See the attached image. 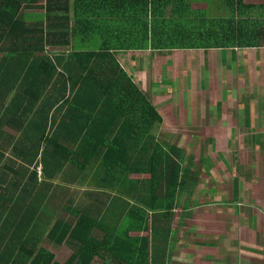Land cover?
<instances>
[{"label": "trees", "instance_id": "obj_1", "mask_svg": "<svg viewBox=\"0 0 264 264\" xmlns=\"http://www.w3.org/2000/svg\"><path fill=\"white\" fill-rule=\"evenodd\" d=\"M209 5L221 13L210 16L188 0H0V44L9 39L14 51L25 54L18 58L16 86L21 83L18 90L27 97L25 111L41 99L37 114L45 121L39 130L44 154L51 157L47 163L63 170L64 179L73 171L85 180L95 158L106 177L102 183L111 189L130 182L150 188L145 207L129 209L115 226L85 211H77L73 223L57 222L48 239L74 248L64 264H166L167 239L162 250L151 238L158 229L169 237L180 198L196 182H190V165L180 163L179 144L155 142L153 130L163 118L117 55L264 47V0ZM40 9L41 14L26 13ZM47 46L71 50L53 59L40 54ZM49 122L53 132L44 135ZM138 146L144 156L136 160L132 150ZM141 230L146 234H134ZM29 240L18 257L0 256V264H60L54 253L37 250ZM29 243L35 248L28 249Z\"/></svg>", "mask_w": 264, "mask_h": 264}, {"label": "rangeland", "instance_id": "obj_2", "mask_svg": "<svg viewBox=\"0 0 264 264\" xmlns=\"http://www.w3.org/2000/svg\"><path fill=\"white\" fill-rule=\"evenodd\" d=\"M215 9L216 14H219L218 8ZM215 9L213 8V14ZM166 51L168 52L151 53L155 63L152 67H148L149 71L145 68V72L148 73L144 75L140 84L144 92L155 98L157 108L164 117L163 122L154 128V135L159 142L177 143L182 147L180 163L183 166L190 165L192 172L190 182H196L191 190L181 197L194 206L193 209L185 210L187 221L180 228L183 234H179L182 239L190 238L189 247L193 258L191 264H264L263 60L247 66V69H243L242 67L245 66L241 67L238 63V70L235 66V70L232 71L230 61L236 64L238 52L236 49L229 50L228 53L215 49L208 52ZM254 51L256 50L243 49L241 52H246L248 57H252ZM205 52L207 53L204 54ZM259 52L260 56L264 54V48ZM145 54L147 53H144L146 57ZM188 54L190 59L201 56L202 60L212 56L213 59L212 62L185 64L184 57ZM243 54L240 56L242 57ZM127 57L131 59L134 54ZM222 57L226 59L222 60ZM200 63L207 65L210 72L208 75L207 70L200 67ZM221 71L224 72V78L221 76ZM214 83L218 84L216 86L219 97L213 98V105L217 103V98L221 100L220 90L223 84L226 88H232L230 95H234L236 100L237 96L241 95L240 98L245 100V103H249V107L252 103L255 112L252 128L229 127V120L220 123L208 115L207 109L202 114V121L196 113L187 115L180 110L179 117L172 113V102H178L176 100L178 96L182 99V94L186 95L185 101L188 100L195 109L201 103L208 104L200 97L202 93L209 92ZM170 94H172L171 98L168 97ZM224 111L227 112L225 106H223ZM204 118L209 122L204 123ZM220 201L223 203L221 210L216 209L219 205L215 206ZM182 204L183 202L180 201L179 206ZM180 211L181 208H177L175 215L179 216ZM157 231L158 243L165 242L162 229ZM215 237L218 238L216 241ZM211 238L214 241H210ZM210 242L213 243L208 244L210 245L208 250L196 245ZM57 250L63 261L73 251L68 244ZM180 250L183 258L188 253V251L183 252L187 250V246L183 247L179 242L178 251ZM203 254L206 256L203 257ZM175 256L176 261L171 264H178L179 253L175 252Z\"/></svg>", "mask_w": 264, "mask_h": 264}, {"label": "crops", "instance_id": "obj_3", "mask_svg": "<svg viewBox=\"0 0 264 264\" xmlns=\"http://www.w3.org/2000/svg\"><path fill=\"white\" fill-rule=\"evenodd\" d=\"M188 1L191 2L193 8L208 10L210 16H216L221 13L219 11V14H216L217 10L215 8H218L217 6L214 7L215 13H212L214 10L208 5L211 0ZM43 12L44 11L41 9L26 10V13L28 14H41ZM13 44V41H9V39L4 40L0 44V256L7 259L18 257L21 248L25 245L26 241L30 239L29 242L37 244V250L42 247L48 249L54 253L55 260L58 263L64 264L72 253L63 261L58 255L57 249L64 244H67L56 242L47 237L48 231H50L57 222L63 221L66 223H73L75 220V213L77 211H85L91 216H95L99 220L104 221V223L109 226H115L119 221L126 218L129 209L135 206L140 208L145 207V205L143 206L141 203L145 197H150V188L145 187L142 183L134 185L130 182L129 187L127 183L123 185L121 189H111V186L102 183L103 178L105 179L106 177L102 176L101 171L98 170L99 167H97V163H95L98 161H96L95 158L90 159L92 162L89 163L90 170L88 171L85 180H78L75 173L72 175V168H68L72 171V174L66 175V177H70V179H64L62 177L63 170H56L55 166H51L47 163L48 159H51V157L44 154V147L46 146L45 138H43V133L39 130V128L42 127L41 123L45 121H40L41 117L38 118L39 113L37 114L41 99H39L38 105H36L31 111L24 110L29 103L25 99L27 98L25 93L22 94V91L18 90V87L22 84L20 83L16 86V71H18L22 65V62H20L18 58H22L25 54L23 52L17 53L14 51ZM10 48L12 50H9ZM262 48L264 47L245 48V50H256L252 57H248L246 52H241L243 49L229 48L215 50L221 52L227 51L226 53L233 49L238 51L237 62H235L236 64L230 61L232 71H234L235 66L238 70V63L241 67L245 66L242 67L243 69H247V66L249 65H255L260 60H263L262 62L264 63V54L262 53L261 56L259 55V51ZM69 50H71V48H69ZM69 50L62 46H47L46 51L40 54H47L55 59L62 55L66 57ZM211 50L212 49H198L194 51L208 52ZM155 52L159 51H126L120 52L117 55L121 65L132 76L133 81L143 92L144 88L142 87V84H140V81H142L144 75L148 73H146L145 70L149 66L152 67L155 63V60L151 58ZM162 52L167 53L168 51L164 50ZM144 53H147L148 56L145 54V57ZM149 53L153 54L150 55ZM133 54V58L130 59V57H127L128 55L130 56ZM240 54H243V56L241 57ZM201 57L190 59L188 54V56L184 57V63H206L207 61L212 62L213 59V56L206 57L204 60H202ZM169 59L167 60L169 61ZM224 59L226 58H223L222 60ZM227 59H229V56ZM190 60L192 61L189 62ZM250 61L251 63H249ZM201 63L200 67L205 68L207 70L206 74L208 75V73H210L208 72L209 68L206 67L207 65L205 66ZM226 69H228V66ZM149 70L150 69L148 68V71ZM221 76L222 78L225 77L223 71H221ZM210 85H212V83H210ZM216 85L218 84H213V87L210 89L211 92L209 91L201 94L202 96L200 98H203L208 104L204 105V103H201L198 108L195 109L193 105L189 104L188 100L185 101L184 97L186 95L182 94V99L180 98L181 96H178L180 98H176L178 102H172V113L175 116L178 115V117L180 116V110L187 115H190V113H196L199 114V120L202 121V114L207 109L208 115L211 118L214 117V119L218 120L220 123L229 120V127L252 128L255 115L252 103L249 107V103H245V100L243 101V99L240 98L241 95L239 97L237 96L236 100L234 95H230L232 88H226L223 84L220 90L221 100L217 98V103L213 105V98L219 97L217 94L219 90ZM37 92L38 91L34 93ZM144 93L157 107L155 98L150 97L147 92ZM46 97L47 91L43 93L42 101H44V98ZM168 97L171 98L172 94ZM188 97L189 95H187V98ZM203 99L201 101H203ZM223 106L227 109L226 113L225 111L223 112ZM175 112H178V114H175ZM161 116L164 120L162 114ZM203 121L204 123L209 122L205 120V118ZM196 123H198V121H196ZM48 125L49 127L51 126L50 122ZM158 125L159 124H156L155 127ZM49 129L50 132H53L52 126L50 128L47 127L44 131V135L48 133ZM154 134L155 133L153 132V135ZM155 140V142H159L156 136ZM167 143L173 144L171 142ZM71 149L75 150L76 147H71ZM150 152L145 154L146 157L150 156ZM132 155L133 159L136 160L143 158L144 154L142 147H134ZM97 173H100V178L98 179L95 178ZM131 187H135V189L134 192L130 194V191L128 190H130ZM180 201L183 202V204L178 208L182 209L184 206L185 208L182 213L180 211L179 216H174L171 225L174 232H171V234L173 235H169V237L166 238L165 234H162V237L163 235L165 237V242L158 243L159 232L155 231L151 238L152 242H156L157 246L162 250H164V245L168 242L166 250L169 251H167L166 264H171L173 261H176L175 252L179 253L177 259L178 264H191V259H193L191 258L192 252L189 247L190 238H187L186 240L184 238L182 239L179 237V234L183 232V230L181 232L180 229L181 225L183 223L185 224L187 221V217L185 216L187 214L184 213L185 210L188 211L189 209H193L194 206L190 205L187 200H182V198H180ZM216 201L219 202V200ZM217 205H219V207L216 209L221 210L223 203L220 201V203L215 204V206ZM134 234L143 236L146 232L141 230L138 233L134 232ZM217 239L218 238L215 237V241ZM210 241H214L213 238H211ZM179 242L182 243L183 247L187 246V250H184L183 252L188 251V253L184 255L183 258L180 255L181 250L180 252L178 251ZM211 243L213 242L196 245L208 250L210 246L208 244ZM30 245L31 244L29 243L28 249L35 248L33 245ZM68 246L74 251L72 246ZM205 256L206 254H203V257Z\"/></svg>", "mask_w": 264, "mask_h": 264}]
</instances>
